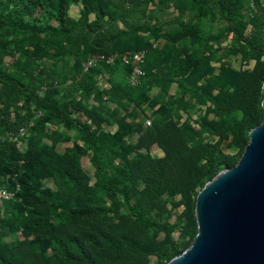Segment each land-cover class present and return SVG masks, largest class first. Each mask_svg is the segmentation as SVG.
Here are the masks:
<instances>
[{"label": "trees", "instance_id": "obj_1", "mask_svg": "<svg viewBox=\"0 0 264 264\" xmlns=\"http://www.w3.org/2000/svg\"><path fill=\"white\" fill-rule=\"evenodd\" d=\"M179 1L0 0V187L13 193L0 204V264H152L151 257L165 264L189 246L198 190L238 161L264 116V0H189L187 19L161 21L158 11ZM209 16L220 31L198 28ZM228 33L239 46L217 55L212 43ZM140 50L144 76L130 86L121 55ZM16 54L9 72L3 57ZM93 54L116 58L83 71ZM229 54L253 68L227 64ZM49 57L72 65L59 75L41 67ZM105 74L112 109L98 88ZM61 76L71 80L67 92L58 88ZM155 84L174 85L176 97L156 98L158 117L142 132L122 111L145 103ZM195 107L204 109L196 126L177 119ZM20 128L24 135L13 140ZM69 131L72 144L58 150ZM153 143L162 157L150 152ZM86 155L92 174L82 168Z\"/></svg>", "mask_w": 264, "mask_h": 264}, {"label": "water", "instance_id": "obj_2", "mask_svg": "<svg viewBox=\"0 0 264 264\" xmlns=\"http://www.w3.org/2000/svg\"><path fill=\"white\" fill-rule=\"evenodd\" d=\"M248 137L238 161L198 190L196 234L165 264H264V116Z\"/></svg>", "mask_w": 264, "mask_h": 264}, {"label": "rangeland", "instance_id": "obj_3", "mask_svg": "<svg viewBox=\"0 0 264 264\" xmlns=\"http://www.w3.org/2000/svg\"><path fill=\"white\" fill-rule=\"evenodd\" d=\"M189 0H180L177 3H172L168 7H164L161 10L158 11V15L161 21L165 20H170L175 17H182L183 20L188 18L189 15ZM149 8H152V5H150ZM78 10L79 6L78 5H73L70 8L69 14L73 18L78 17ZM92 18V16L90 17ZM153 23V21H151ZM198 28L202 31V33H216L220 31L223 28L222 22H220L217 17L209 16L206 18H203L199 20L198 22ZM176 28V24H170L168 29L173 30ZM251 32V24H248L245 30L246 34H250ZM163 42V39L159 40V44ZM213 46L214 49L216 50L217 55L224 54L226 52H230L231 50H234L239 46V42L237 39L233 36L232 33H228L224 38L220 39L219 41H213ZM17 58V54L15 56L12 55H5L3 57V67L7 71H13L15 70L13 68V62ZM224 62H226L229 65H232L235 68H241V69H252L254 66V62H243L240 59V55H234V54H229L227 57L223 58ZM264 61V57L262 58ZM41 67H43L46 70H54L57 72L59 75H63L64 72L68 70V68L72 65V59H57L53 57H49L44 59L43 61L40 62ZM61 79H64L63 83L58 87L61 92H67L68 91V86L71 80L69 77H60ZM115 78L117 80H122L124 77L121 72H118L115 74ZM98 88L102 93V99L103 103H105L110 109L114 108V104L108 101V91L110 90V83L108 79V74H105L101 77L98 78ZM75 98L85 100L87 104H98L96 100L94 99L93 95H85L81 92H73L72 93ZM148 100L141 104L139 107H134V105H130L128 110L125 114H128L131 112L133 115L131 117H127L126 119L129 120L130 122H135L139 123L142 128V132L146 131L151 125L153 120H155L158 117V114L156 112L157 107H158V102H156L157 97H163L166 100H169L171 98H175V86L172 85L169 87L167 91H164L159 85H153V88L148 92ZM204 112V109H199L198 107H195L193 109H190L189 111H181L180 116L177 118L180 122H183L185 120H190L195 126L196 124L194 123L195 119L197 116L201 115ZM121 113V114H122ZM80 119L82 121H87V118L84 115H79ZM127 116V115H126ZM147 121H150V124H147ZM113 129H115L114 126H112ZM54 126L50 125L49 130H55ZM58 131H61V128H57ZM68 134L72 136V139L68 142H62L58 145V150H63L65 147H68L72 144V141L74 140V131H69ZM141 133H137L133 135L132 137L129 138L130 142L135 143ZM211 142H216L218 139L217 136H214L213 138L210 137L208 138ZM80 142V140H78ZM81 143V142H80ZM224 153H229L232 158H236V153L230 151V149L226 147H222ZM150 152L154 155H157L159 157L163 156L162 150L158 147L156 143H153L150 146ZM82 163V168L84 171H86L88 174H92L93 172V166L91 165L89 161V156L86 155L82 158L81 160ZM175 199H178V196H175ZM182 209V206L178 207L176 211L180 213ZM173 220V218H171ZM150 262L152 264L155 263L154 257H151Z\"/></svg>", "mask_w": 264, "mask_h": 264}, {"label": "built area", "instance_id": "obj_4", "mask_svg": "<svg viewBox=\"0 0 264 264\" xmlns=\"http://www.w3.org/2000/svg\"><path fill=\"white\" fill-rule=\"evenodd\" d=\"M145 51L140 50L136 52H125L121 55L122 62L129 67L128 73L126 75V82L130 86L137 85L141 78L144 76V70L141 65L143 63ZM116 58V55H104V54H93L86 58L82 63V70L87 71L94 67L98 62H105L106 64H112ZM150 124V121H147ZM25 133L24 128H20L18 134L13 137L16 140L18 136H22ZM13 193L7 189L0 187V204L3 201L11 199Z\"/></svg>", "mask_w": 264, "mask_h": 264}]
</instances>
